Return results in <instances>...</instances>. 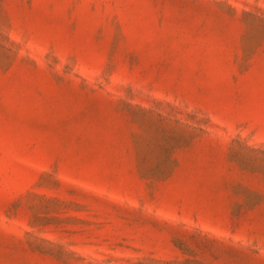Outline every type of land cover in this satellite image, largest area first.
I'll list each match as a JSON object with an SVG mask.
<instances>
[{
	"label": "rangeland",
	"instance_id": "obj_1",
	"mask_svg": "<svg viewBox=\"0 0 264 264\" xmlns=\"http://www.w3.org/2000/svg\"><path fill=\"white\" fill-rule=\"evenodd\" d=\"M0 264H264V0H0Z\"/></svg>",
	"mask_w": 264,
	"mask_h": 264
}]
</instances>
